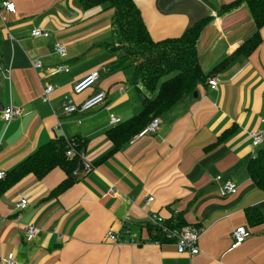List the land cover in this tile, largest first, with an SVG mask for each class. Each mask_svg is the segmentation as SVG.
I'll return each mask as SVG.
<instances>
[{"label":"crops","instance_id":"1","mask_svg":"<svg viewBox=\"0 0 264 264\" xmlns=\"http://www.w3.org/2000/svg\"><path fill=\"white\" fill-rule=\"evenodd\" d=\"M11 1L17 12L0 13V173L54 140L57 127L94 169L73 176L75 184L59 196L52 193L67 178L61 168L42 180L31 174L0 196V258L14 255L17 264H264V191L247 170L252 153L264 150V141L252 148L249 136L264 130V27L260 45L234 57L256 31L247 5L223 11L235 0H134L154 41L179 38L209 19L198 43L209 79L199 85L197 99L161 118L156 133L139 134L113 151L111 115L123 123L142 111L130 83L133 70L127 76V69L112 68L118 58L108 51L113 12L86 10L80 0ZM35 28L49 37L34 38ZM56 43L66 47V58L55 53ZM60 64L68 71L57 72ZM95 71L97 88L75 95L77 81ZM211 78L218 79L217 89L210 88ZM49 86L54 92L44 102ZM95 92L107 95L101 108L64 115L66 97L79 107ZM11 105L22 116L6 123L2 112ZM225 182L236 184L238 193L222 196ZM23 199L28 207L16 209ZM152 213L167 219L181 213L202 229L199 254L181 255L173 243L152 242ZM31 225L39 233L29 242L25 228ZM241 227L250 237L233 250ZM109 232L120 242L108 240Z\"/></svg>","mask_w":264,"mask_h":264},{"label":"trees","instance_id":"2","mask_svg":"<svg viewBox=\"0 0 264 264\" xmlns=\"http://www.w3.org/2000/svg\"><path fill=\"white\" fill-rule=\"evenodd\" d=\"M80 1L86 10L101 7L104 11L113 12L114 41L108 51L118 58L112 68H132L130 83L137 89L142 105L139 114L107 132L115 151L141 134L153 120H161L180 104L193 99L199 85L208 81L209 74L204 73L199 60L198 43L209 19L197 22L179 38L154 41L134 0ZM241 4L247 5L256 31L234 57L236 54L250 55L260 45V31L264 27V0H235L225 5L223 11ZM231 59L221 63L215 71L226 66ZM67 150V142L63 138L41 146L0 180V196L25 177L32 174L42 180L55 168L63 169L67 178L52 195L59 196L66 192L75 184L74 172L81 168L79 159L67 158ZM247 170L251 180L264 191V150L259 151L256 159L249 161ZM170 223L178 228L188 226L181 213ZM156 239L152 237L151 241L155 242Z\"/></svg>","mask_w":264,"mask_h":264},{"label":"built area","instance_id":"3","mask_svg":"<svg viewBox=\"0 0 264 264\" xmlns=\"http://www.w3.org/2000/svg\"><path fill=\"white\" fill-rule=\"evenodd\" d=\"M2 11H6L8 13H13V14L17 12L15 4L11 0H0V13ZM32 35L34 38L49 37V34L45 32L42 28H35L32 31ZM54 51L62 59L67 57V49L64 45L60 43H56L54 45ZM34 68L41 69L42 62L36 61L34 63ZM56 70L59 73L68 71L67 67L64 64L58 65L56 67ZM99 78H100V73L98 71H95L83 77L82 79L77 81V83L74 85L73 93L75 95H82L87 91L92 90L97 85ZM208 84L211 89H217L219 81L217 78H211ZM53 92H54L53 86L47 87V89L44 91L42 100L44 102H49V98ZM106 100H107V95L105 92H95L92 95H90L78 107L77 105L74 104L71 98L66 97L64 102L62 103L63 113L66 116H70L75 113L90 112L93 109L103 105L106 102ZM21 116H22V110L12 105L5 108L2 112V119L6 123H10L14 119L19 118ZM110 122L111 125L117 126L121 123V119L114 115H111ZM263 122L264 120L261 121V123ZM160 124H161L160 119L153 120L148 125V127L140 134V136L142 137L151 133H156L160 127ZM52 133L54 136V140H60L63 138L67 142L68 150L66 152V156L69 160H72L74 158L79 159L81 163V168L76 170L74 172V175L80 176V175L90 174L94 169V165H92V163L87 160L84 150L76 148L73 145L72 141L66 139L64 136L59 135L58 127L54 128ZM249 136L251 139L252 148L256 149L260 147L264 141V130L261 128L257 129L249 133ZM257 157H258V153L253 152L251 159L254 160ZM4 177H5V173L1 172L0 180L3 179ZM221 180L222 177L217 178V181H221ZM238 191H239L238 186L233 182H225L221 187V193L222 196L224 197L236 195ZM110 192L113 193V189H111ZM153 201H154L153 198H149L147 200L148 203H152ZM28 205H29L28 201L26 199H23L20 202L16 203L15 208L18 210H24L28 207ZM177 214L178 213H174L170 219H167L158 213H152L151 215H149L147 217V223L151 228L152 237L155 239L157 238L155 243L158 244L173 243L177 247V252L179 254L189 255L191 257H194L199 254L198 243L201 238L203 230L198 227L189 226V225L182 228L173 227L172 223H170V220H172ZM25 233L27 236V240L31 242L38 235L39 230L35 226L31 225L25 228ZM249 237L250 234L248 233L246 228L244 227L238 228L234 232V244L232 245V249L235 250L239 248ZM107 239L114 243L120 242L119 236L114 232H109L107 235ZM129 243L137 245L139 244V241L130 239ZM0 264H17V262L14 255H9L7 259L0 258Z\"/></svg>","mask_w":264,"mask_h":264},{"label":"rangeland","instance_id":"4","mask_svg":"<svg viewBox=\"0 0 264 264\" xmlns=\"http://www.w3.org/2000/svg\"><path fill=\"white\" fill-rule=\"evenodd\" d=\"M110 41L111 42H113L114 41V37H113V35H111V39H110ZM109 54V53H108ZM99 58H101V56H99ZM132 70V68H127V70H126V75L127 76H130V74H131V71ZM101 83V82H100ZM98 85V84H97ZM97 85L94 87V89L95 88H97ZM194 99V98H193ZM98 108H101V106H99Z\"/></svg>","mask_w":264,"mask_h":264},{"label":"water","instance_id":"5","mask_svg":"<svg viewBox=\"0 0 264 264\" xmlns=\"http://www.w3.org/2000/svg\"><path fill=\"white\" fill-rule=\"evenodd\" d=\"M193 98L197 99L198 98V93H195Z\"/></svg>","mask_w":264,"mask_h":264}]
</instances>
